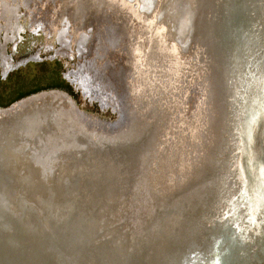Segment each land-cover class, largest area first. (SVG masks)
Listing matches in <instances>:
<instances>
[{"label":"water","instance_id":"1","mask_svg":"<svg viewBox=\"0 0 264 264\" xmlns=\"http://www.w3.org/2000/svg\"><path fill=\"white\" fill-rule=\"evenodd\" d=\"M214 5V0H202L198 9L197 28L205 26L206 31L195 35L187 51L196 52L194 60L202 66L199 73L190 75L186 93L179 98L160 99L162 91L154 92V84L145 85L142 88L149 90L143 96L144 111L130 114V108L113 125L114 131L134 123L139 124V129L147 128L146 134L135 138L142 139L144 154L152 156V162H144L140 142L129 141L123 135L121 149L114 148V155L121 156L123 165L95 182L100 187V197L89 206V213L96 218L97 227L90 226L80 239L74 235L70 240L63 237L66 227L46 236L34 227L31 216L26 221L21 217L23 223L17 217L11 218L13 207L6 203L0 184V264H236L237 257L232 254L235 247L240 255L238 264H264V77L259 74L264 21L256 31L263 17L246 20L245 14L242 23H238L235 55L239 57V73L245 69L241 61L258 52L253 65L255 81L250 82L251 75L247 74L244 81L250 85L242 86L238 105L231 110L228 90L222 94L217 89L213 93L212 83L209 84L210 44L203 36L208 32L210 40L213 35L219 9ZM200 16L203 19L199 23ZM192 88L200 91V105L193 114H186L182 106ZM231 88L232 85L229 92ZM219 94V106L224 108L220 116L223 128L217 132L215 137H220L218 142L216 139L215 152L207 160L215 145L213 128L218 112L214 110L215 117L210 122L209 106ZM48 95L53 94L39 97ZM31 98L3 112L14 111L22 103L29 107ZM152 105L156 111L151 115ZM80 116L85 117L84 113ZM3 144L0 141V156L9 152ZM15 163L13 168H17ZM2 167L7 166L0 161V170ZM238 219L246 229L244 239L231 232ZM125 228L130 231L126 240L122 239ZM241 251L245 253L240 254Z\"/></svg>","mask_w":264,"mask_h":264},{"label":"bare ground","instance_id":"2","mask_svg":"<svg viewBox=\"0 0 264 264\" xmlns=\"http://www.w3.org/2000/svg\"><path fill=\"white\" fill-rule=\"evenodd\" d=\"M122 1L124 2L71 0L67 3L65 1V8L62 6L61 9L63 14L66 11L69 13L67 16L61 15L59 31L64 28L65 32L61 37L64 39L68 27L77 23L80 27L76 28L80 51L88 48L91 39L92 41L96 39L97 43L104 46L103 49L118 46L130 52L132 60L137 62V71H135L134 62L131 61V65L134 66L129 75L133 88L128 86L125 106L126 111L131 108L129 112L134 114L144 111L143 96L145 90H149L142 88L145 85L154 84L152 87L154 92L162 91L159 93L163 96L160 99L175 98L174 96L179 98L186 93L190 75L199 73L202 66L194 60L195 57L197 58L196 52L187 50L195 41V35H200L203 30L206 31V27L197 28L198 9L202 0ZM214 1L217 4L214 7L219 9L218 17L212 26L213 35L210 40L208 32L203 36V39L208 40L210 44L209 84L212 83L213 93L217 89L222 94L225 89L228 90L227 98L233 110L241 98L242 86L249 84L247 80L244 81L247 74L251 75L250 82L255 81L253 65L255 53L258 52L255 49L253 56L249 55L241 61L245 69L239 73L237 68L239 57L235 55V37L240 29L238 23H242L241 17L245 14L246 20H253V17L257 20L260 17L264 18V0L260 2L256 0ZM257 4L258 7H255ZM4 5L2 14L8 24L11 18H15L16 8L6 2ZM133 12L138 15L137 23L130 17V13ZM202 15L205 16V13L203 12ZM200 17L199 23L203 19L202 16ZM263 18L254 31L261 26ZM93 19L98 24L96 23L95 37L91 38ZM126 41L129 45H126ZM168 46H174L175 50L168 49ZM182 51L185 52L182 53ZM90 63L92 64V61H89L88 65ZM94 65L96 78L101 73L106 75V78L109 77L106 72ZM259 74L264 77V53L259 56ZM194 76L192 75V81ZM231 85V92H229ZM49 94L53 95L33 96L29 101L31 103L29 107H25L26 103H22L14 111H0V141L5 143L2 147L9 150L0 156L3 166H7L0 170V184L5 191L6 203L13 207L10 210L11 218L17 217L23 223L31 216L35 219L34 227L38 231L45 232L46 236L51 235L54 230L66 227V230L62 232L63 237L70 240L74 235L75 239H80L83 238V232L88 231L90 226L97 227L94 222L96 218H92L89 213V206H92L100 197L101 190L95 182L105 177L108 171L123 165L119 159L121 156L114 155V148L121 149L119 144L121 138L126 136L132 139L129 141L140 142L144 162H152V156L148 157L144 154L142 139L135 138L146 134L148 129H139V124L134 123L116 131H107L102 127L100 131H96L80 116L81 112L65 93L54 91ZM219 95L216 100L210 102L209 106L208 120L210 122L215 117V111L218 112L213 128L212 144L215 145L206 157L207 160L211 157V152H215L220 135L217 138L215 136L223 128V120L220 116L224 114V108L219 106L222 99V95ZM35 101L39 102L34 103ZM182 104L183 101H181ZM155 111L156 107L152 105L151 115ZM141 118L140 124H142ZM14 162L17 163H15L17 168H13ZM233 211H235L234 205ZM75 213L77 217L74 219ZM28 223L30 225V221ZM236 224V229L232 227V234L235 231V236L244 239L246 229L241 219H238ZM125 229V236L122 237L124 240L130 232L127 228ZM236 248H233L232 254L235 253L236 264H238L240 255ZM227 252L230 253V250Z\"/></svg>","mask_w":264,"mask_h":264},{"label":"rangeland","instance_id":"3","mask_svg":"<svg viewBox=\"0 0 264 264\" xmlns=\"http://www.w3.org/2000/svg\"><path fill=\"white\" fill-rule=\"evenodd\" d=\"M65 1L71 2L0 0V110L29 97L59 91L84 113L85 121L92 124L94 130L107 127L108 131H114L113 125L126 112L128 86L133 88L129 75L134 66L131 54L118 46L103 49L96 39H91L88 48L80 51L77 23L68 27L64 39L59 38L61 7L65 8ZM5 2L16 8L15 18L8 24L2 14ZM132 15L137 23V14ZM96 23L93 19L91 38L95 37ZM89 61H92L91 66ZM94 64L109 77L101 73L96 78ZM134 64L137 71L136 60ZM200 99V91L192 88L184 101L186 114L198 110ZM181 118L184 120V113Z\"/></svg>","mask_w":264,"mask_h":264},{"label":"flooded vegetation","instance_id":"4","mask_svg":"<svg viewBox=\"0 0 264 264\" xmlns=\"http://www.w3.org/2000/svg\"><path fill=\"white\" fill-rule=\"evenodd\" d=\"M64 32H65V31H64V28H62V29L59 31V33H58V34H59V38H61V37L63 36Z\"/></svg>","mask_w":264,"mask_h":264}]
</instances>
